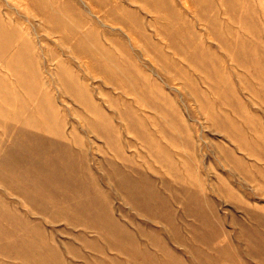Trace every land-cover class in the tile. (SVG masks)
<instances>
[{
    "label": "rangeland",
    "instance_id": "rangeland-1",
    "mask_svg": "<svg viewBox=\"0 0 264 264\" xmlns=\"http://www.w3.org/2000/svg\"><path fill=\"white\" fill-rule=\"evenodd\" d=\"M0 264H264V0H0Z\"/></svg>",
    "mask_w": 264,
    "mask_h": 264
}]
</instances>
